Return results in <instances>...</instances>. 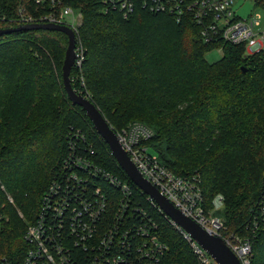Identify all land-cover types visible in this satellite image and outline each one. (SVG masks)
Instances as JSON below:
<instances>
[{"label":"trees","instance_id":"obj_1","mask_svg":"<svg viewBox=\"0 0 264 264\" xmlns=\"http://www.w3.org/2000/svg\"><path fill=\"white\" fill-rule=\"evenodd\" d=\"M61 1L82 12L73 86L90 96L112 128L134 120L150 126L159 160L178 175H197L205 210L217 200L213 213L227 231L248 234L252 264H264V223L254 231L246 226L264 191V50L246 53L242 44L223 43L210 61L205 53L218 46L202 41L190 20L176 21L138 1L127 16L104 11L101 0ZM44 9L34 0H0V27ZM66 44L59 30L0 34V255H21L23 232L72 129L85 135L97 162L128 177L84 109L67 96L61 76ZM134 190L167 245L160 264H204L146 194Z\"/></svg>","mask_w":264,"mask_h":264},{"label":"built area","instance_id":"obj_2","mask_svg":"<svg viewBox=\"0 0 264 264\" xmlns=\"http://www.w3.org/2000/svg\"><path fill=\"white\" fill-rule=\"evenodd\" d=\"M34 1L46 9L36 16L21 14L20 24L32 21L66 24L74 30L76 39L82 21L79 8L61 0ZM136 1L151 11L169 13L176 21L190 20L201 40L218 48L223 43H232L242 44L246 53L264 50L262 14L255 10L259 8L264 13V0H101V3L104 11L115 9L127 16ZM247 1L252 8L244 15L240 10ZM75 53L74 65L82 57V49L76 44ZM112 129L144 177L182 212L222 236L240 264H252L250 236L227 231L219 217L207 213L197 175H178L159 160L149 143L153 135L150 126L134 120ZM66 140L67 149L40 195L34 219L23 232L21 255L16 258L1 254L0 264H160L167 245L158 233L151 209L138 201L132 180L97 162L93 148L79 128L72 129ZM146 198L181 231L200 261L212 264L211 256L201 245L148 194ZM262 223L264 191L252 206L246 226L254 231Z\"/></svg>","mask_w":264,"mask_h":264},{"label":"water","instance_id":"obj_3","mask_svg":"<svg viewBox=\"0 0 264 264\" xmlns=\"http://www.w3.org/2000/svg\"><path fill=\"white\" fill-rule=\"evenodd\" d=\"M43 28L59 30L66 34L67 44L61 64V76L63 86L69 99L80 105L90 119L96 132L105 140L118 165L124 170L132 182L143 192L148 194L162 211L174 222L178 223L187 233L194 238L201 247L214 259L216 264H240V261L232 249L226 244L223 237L210 232L194 219L177 208L160 190L142 175L135 163L119 142L115 131L105 119L101 110L90 96L77 90L71 81L70 72L75 64V32L61 23L54 22H27L14 26L0 27V34L20 29ZM246 70V67H242Z\"/></svg>","mask_w":264,"mask_h":264},{"label":"rangeland","instance_id":"obj_4","mask_svg":"<svg viewBox=\"0 0 264 264\" xmlns=\"http://www.w3.org/2000/svg\"><path fill=\"white\" fill-rule=\"evenodd\" d=\"M251 8H252L251 3H250L249 1H247V2H245V3L243 4V6H242L240 12H241L242 14L245 15V14H246ZM255 10L261 12V14H262V17H261L262 20H261V24H260V26H261L262 29H264V13H263V11L260 10L259 8H256ZM220 55H221V48H218V47H215V48H213V49H210V50H208V51L205 53L206 58H207L208 60H210V61H213V60L219 58ZM77 74H78V70H77V68H75V69L73 70V72H72L73 78H74L75 76H77ZM192 176H193V175H192ZM220 206H221V204H219L218 201L215 200L213 206L207 207V210H206V211H207V213H208L210 216H217L215 213H213V211H214L215 208H219ZM217 217H218V216H217ZM211 261H212V264H214V263L216 264V262L214 261V259H213L212 257H211Z\"/></svg>","mask_w":264,"mask_h":264}]
</instances>
